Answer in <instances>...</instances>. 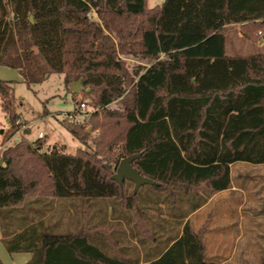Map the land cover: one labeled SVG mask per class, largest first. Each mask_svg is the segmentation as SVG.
Returning a JSON list of instances; mask_svg holds the SVG:
<instances>
[{
    "label": "trees",
    "instance_id": "trees-1",
    "mask_svg": "<svg viewBox=\"0 0 264 264\" xmlns=\"http://www.w3.org/2000/svg\"><path fill=\"white\" fill-rule=\"evenodd\" d=\"M234 24L246 35L264 31V0H0V65L28 88L51 73L80 80L100 110L88 117L99 130L92 145L85 120L59 119L85 145L73 153L25 136L0 147L7 252H30L23 264H219L188 219L177 233L141 239L139 252L107 210L130 221L117 206L132 210L147 187L154 194L144 201L187 203L171 206L184 218L230 186V164L264 163V51L228 54ZM122 51L146 63L129 68ZM0 108L14 124L13 80L0 78ZM132 154L152 182L126 194L130 180L110 176ZM61 201L76 212L65 223Z\"/></svg>",
    "mask_w": 264,
    "mask_h": 264
},
{
    "label": "rangeland",
    "instance_id": "rangeland-1",
    "mask_svg": "<svg viewBox=\"0 0 264 264\" xmlns=\"http://www.w3.org/2000/svg\"><path fill=\"white\" fill-rule=\"evenodd\" d=\"M161 1L146 0V4L152 7L159 5ZM254 51H264V31L256 36L246 35L239 30V24L231 25L226 35V52L248 54ZM119 57L129 68L146 63L141 57L123 51L119 52ZM68 83L63 81L62 73H51L41 82L32 84L30 88L23 81L14 80L13 94L17 117L14 124H11L0 108V147L12 144L21 136L34 140L38 131L46 134L42 139L43 144L46 140H55L52 145H64L66 152L73 153L76 148L85 147L82 142L71 136L60 124L59 119L64 118L65 113L72 110L79 101L85 102V111L100 110L93 104L92 95H86L84 89L73 93L68 88ZM111 106H115V103ZM83 124L89 133L87 144L92 145V139L99 134V130L93 129L92 122L88 119ZM25 129L28 131L24 132ZM114 172L115 168L112 174ZM230 180V186L226 190L212 194L216 199L210 204L215 214L213 220L196 226L195 222L200 223L199 217H191L188 219L189 224L200 234L206 257L215 252L214 259L218 260L219 264H260L261 258L264 257V163L235 162L230 166ZM123 186L124 192L131 194L134 183L125 180ZM136 192L139 195L135 196L132 210L124 211L121 205L117 206L118 211L127 214V218L128 215L131 217L130 221L124 220L122 216L113 220L109 216V209L107 216L109 221L120 222L125 231L127 246L140 252L141 239L145 243H151L152 237L156 240L179 232L181 222L185 219L171 215V206L175 208L173 212H177L188 205L183 203L179 206L177 202L172 205L162 200L144 201L142 198L145 197L142 195L153 197L154 194L147 187H141ZM202 192L199 188L195 194ZM61 207L64 208L63 223L70 214H76L74 207L67 201H61ZM76 207L78 204H75ZM206 228H214V231L205 233ZM2 250L0 246L1 264H17L16 255H6Z\"/></svg>",
    "mask_w": 264,
    "mask_h": 264
},
{
    "label": "crops",
    "instance_id": "crops-1",
    "mask_svg": "<svg viewBox=\"0 0 264 264\" xmlns=\"http://www.w3.org/2000/svg\"><path fill=\"white\" fill-rule=\"evenodd\" d=\"M7 69H9V70H7ZM0 77H1V79H9V80H13V81L14 80L22 81V76L20 75V73L18 72V70L16 68L7 67V66H4V65H0ZM25 130H27V129H25ZM25 130H24V132H25ZM45 135L46 134L43 133V137L41 139H44ZM36 138H37V135H36ZM54 142H56V141L54 140V141L49 142L48 140H46V142L43 144L44 148H45V145L47 147L49 145H52V143H54ZM242 163H244V162H242ZM231 165L232 164H230V166ZM229 175H230V172H229ZM230 182H231V180H230ZM224 190H226V189H224ZM224 190H222V191H224ZM222 191H219V192H222ZM219 192H217V193H219ZM215 201H216V199L214 198L213 195H211L202 205H200L199 207L194 209L192 212H190L187 217H184V219L187 220V219H189L191 217H194L196 219L197 217H199L198 221L200 220V223L198 224L197 222H195L196 226L197 225L201 226L203 222L212 221L213 220V215H215V214H214V210H212L210 208V204L212 202H215ZM193 229L197 230L195 227ZM204 231H205V233H211L212 231H214V228H206ZM0 237H1V233H0ZM0 246L2 247V249H3L2 251L5 252L6 255H16L17 264H23L31 256V253L27 252V251L12 252V253L7 252V250L5 249V247H4L3 243L1 242V240H0ZM215 256H216L215 252H213V253L208 254L207 257L214 258Z\"/></svg>",
    "mask_w": 264,
    "mask_h": 264
},
{
    "label": "water",
    "instance_id": "water-1",
    "mask_svg": "<svg viewBox=\"0 0 264 264\" xmlns=\"http://www.w3.org/2000/svg\"><path fill=\"white\" fill-rule=\"evenodd\" d=\"M31 17L32 16L30 14L29 15L30 20ZM68 88L73 93L83 90V87L80 84V80L69 82ZM27 131L28 130H25V132ZM137 155L138 154H132L120 159L115 167V172L111 174L110 178L117 182H121L122 179H128L134 183V189H136L141 184L151 183L152 180L150 178L141 175L139 171L134 166L131 165L132 159H134ZM1 160L2 159L0 158V163Z\"/></svg>",
    "mask_w": 264,
    "mask_h": 264
},
{
    "label": "built area",
    "instance_id": "built-area-1",
    "mask_svg": "<svg viewBox=\"0 0 264 264\" xmlns=\"http://www.w3.org/2000/svg\"><path fill=\"white\" fill-rule=\"evenodd\" d=\"M85 107V102L79 101L75 104L74 108L68 112L65 113L64 117L68 118V120L72 122H82L86 119H88L90 112L83 110ZM43 132L39 131L37 133V138H42Z\"/></svg>",
    "mask_w": 264,
    "mask_h": 264
}]
</instances>
